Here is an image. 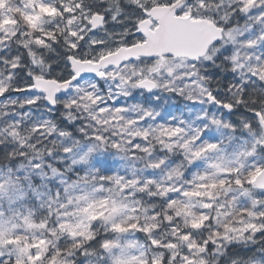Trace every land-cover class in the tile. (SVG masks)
<instances>
[{"label": "snow or ice", "instance_id": "snow-or-ice-1", "mask_svg": "<svg viewBox=\"0 0 264 264\" xmlns=\"http://www.w3.org/2000/svg\"><path fill=\"white\" fill-rule=\"evenodd\" d=\"M0 117V264H264V0H0Z\"/></svg>", "mask_w": 264, "mask_h": 264}, {"label": "water", "instance_id": "water-1", "mask_svg": "<svg viewBox=\"0 0 264 264\" xmlns=\"http://www.w3.org/2000/svg\"><path fill=\"white\" fill-rule=\"evenodd\" d=\"M199 23V21H193L187 26L168 29L159 37L153 51L161 56L168 51L191 54L192 50L199 48L209 37L206 28L197 26Z\"/></svg>", "mask_w": 264, "mask_h": 264}, {"label": "rangeland", "instance_id": "rangeland-1", "mask_svg": "<svg viewBox=\"0 0 264 264\" xmlns=\"http://www.w3.org/2000/svg\"><path fill=\"white\" fill-rule=\"evenodd\" d=\"M164 97V94H161V98ZM160 98V99H161ZM164 101H167V103H164L163 107H167L168 105L172 104V101L173 100H170V99H166ZM167 105V106H166ZM191 107V105H189ZM195 108V107H193ZM197 110H201L202 108H204L205 110H216L215 108H213L210 104H202V105H199V107H196ZM12 111L15 113V116H16V119L19 120L21 117H23L24 115V112L21 111L18 107L16 108H13ZM194 113V111L192 112ZM179 116H181V118L185 119V120H189V121H196V113L193 114H190V115H183L182 113L181 114H177ZM191 117V118H190ZM5 118V117H4ZM34 119V118H32ZM0 122H3V123H7V119L5 118L4 120H2V117H0ZM197 122V121H196Z\"/></svg>", "mask_w": 264, "mask_h": 264}]
</instances>
